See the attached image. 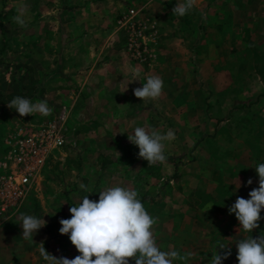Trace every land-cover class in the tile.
Returning a JSON list of instances; mask_svg holds the SVG:
<instances>
[{
	"label": "rangeland",
	"instance_id": "obj_1",
	"mask_svg": "<svg viewBox=\"0 0 264 264\" xmlns=\"http://www.w3.org/2000/svg\"><path fill=\"white\" fill-rule=\"evenodd\" d=\"M0 4V61L9 66L0 71V91L7 94L18 89L20 96L33 102L46 99L51 109L48 116L37 113L21 117L8 107L10 100L0 101V159H3L8 149L4 139L9 129L15 124L37 126L48 122L57 115L61 105L66 104L46 98L33 75L34 61L46 72L44 66H48L49 55L42 53L39 59V54L33 53L40 30L32 21V5L27 0L21 1L17 9H6L2 0ZM154 6L158 10H142L143 15L158 18L164 10L161 3L156 2ZM21 7L24 27L13 20ZM130 7L135 6L126 5V9ZM197 10L201 13L199 21ZM186 16L188 21L183 31L194 28L195 33L185 36L180 31L179 36L165 42L173 51L169 62L149 59L140 63L124 51L132 62L149 68L144 71L147 75L163 79L162 95L138 106L135 116L115 118L118 126L113 135L117 144L109 153H84L85 149L75 143L76 130L70 118L71 144L51 151V161L42 171L39 185L24 204L29 215L46 222L48 216L55 222L71 218L69 209L75 204L71 191L81 190L79 185L88 177L87 185L97 194L99 187L95 188L93 181L103 172L110 174L108 187L120 185L131 189L137 182L127 175L150 174L153 182L138 198L143 205L146 199L149 208L160 210L163 207L169 215L177 212L182 216L183 210L186 226L190 222L210 220L218 211L228 214L229 206L238 196L247 199L250 191L259 187L254 167L264 163V0H197L195 8ZM119 33L122 37V32ZM160 42V47L165 45L163 40ZM149 46L152 51L150 42ZM137 126L161 133L169 129L175 132L176 139L165 142L164 162L149 166L148 161L138 157V146L128 139V133H133ZM91 178L94 179L90 182ZM249 178L253 180L251 185L247 184ZM22 210L7 221L16 222ZM261 220L264 225V215ZM5 223L0 222V225ZM9 231L15 234V230ZM261 234L264 230H260ZM63 235L66 236L46 223L34 234L31 243L9 245L5 264H17L22 253L28 258H40L39 264H48L36 250L37 246H44L56 257H61L62 252L73 258L80 255L74 245L71 251L52 241ZM241 238L243 235L240 238L235 235L232 240ZM23 244L25 249L21 247ZM231 258L238 264L237 249ZM130 264H135V260L130 258Z\"/></svg>",
	"mask_w": 264,
	"mask_h": 264
},
{
	"label": "crops",
	"instance_id": "obj_2",
	"mask_svg": "<svg viewBox=\"0 0 264 264\" xmlns=\"http://www.w3.org/2000/svg\"><path fill=\"white\" fill-rule=\"evenodd\" d=\"M21 1L25 0H2L6 4V9H17ZM27 1L32 5L34 26L36 27V24H38L40 30L38 34L39 41L33 45V53L39 54V59L42 53H48L49 55L48 66H44L46 68L45 73L42 71L40 64L37 66V62L34 61L33 75L38 80V89L45 92L43 95L46 98L64 103L69 107V115L76 130L75 143L85 149L84 153L93 151L97 155L99 153H109L117 144V140L113 135L115 127L118 126L115 118L135 116L138 106L146 105L145 101L134 95L133 89L138 85L141 86L143 83L141 80H145L147 76L144 72L145 68L149 69L132 62L126 56L121 33L114 25L117 18L125 13L126 5L129 3L144 10V12L152 11V9L155 11L157 7L154 6V3H161L164 11L158 16L159 19L157 17L148 18L143 13L142 15L147 24V42L152 45L154 59L152 57L151 62H169L173 51L165 42L170 40L171 37L179 36L178 32H184L183 29L186 27V21H188L187 16L178 17L173 15L172 9L177 0ZM164 5H167V7L164 8ZM196 14L197 21H199L200 11L197 10ZM191 20L194 22L193 17ZM194 33L195 29L193 28L183 34L187 36ZM41 38H46L47 41H42ZM160 40H163L165 45L160 47ZM160 44L162 43L160 42ZM3 57L5 56L3 55ZM8 67V65L0 62V71ZM134 71L139 74L138 78L140 80L130 82ZM127 87L128 89L125 92H120ZM1 89L4 90V87ZM146 101L152 100L148 99ZM71 121L69 120L70 124ZM118 144L122 146L121 143ZM109 176V173L103 172L97 175L95 179L93 178L95 188L99 187V190H102L108 187ZM127 176L135 178L137 183L133 189L138 192L139 197L143 195L142 193H146L147 189L150 188L148 184L153 182L152 176L147 173L142 177L140 175ZM93 179L91 178L90 182ZM85 180L83 183L87 185ZM95 194H88L89 198L98 201L99 192ZM84 195H87V193L83 190H73L70 193L74 203ZM144 200L145 209H152L147 211L152 217L156 218L152 231L160 249L162 251L176 250L181 256H187L186 260H176L174 264H209L211 254L216 251L218 242L231 243L233 253L237 249L235 241L232 240L235 235H238V238L242 235L252 234L257 237L260 236V230H264V225L260 220L259 228L254 229L252 233L239 232V221L235 214H223L224 211H218L210 220H204L197 224L190 222L188 223L189 226H186L183 210L182 212L178 211L181 212L182 216H179L177 212L169 215V212L163 207L160 210H157L156 207L149 208L146 199ZM24 204L13 214L0 219V222H6L5 225H0V264H5L8 259L9 245L14 246L15 243V246H19L25 241L22 237L23 229L20 224L17 222L10 224V221H7L8 218L18 214V211L20 212L22 208L23 213L28 214L29 211L26 212L28 208L26 209ZM263 215L264 209L261 210V217ZM46 219L49 228L59 230L62 227L59 222L53 221L51 217L48 216ZM9 230H15V234ZM52 241L54 243L59 242L62 247L71 249V251L73 249L68 234ZM4 246H7V248H2ZM21 247L25 249L24 244ZM39 248L40 246H37L36 250H39ZM61 256L73 259L72 255L64 252ZM18 257L17 264H39L41 261L37 257L28 258L29 256L27 257L23 253ZM231 259V256H229L228 259L223 261V264L237 263L235 259Z\"/></svg>",
	"mask_w": 264,
	"mask_h": 264
},
{
	"label": "clouds",
	"instance_id": "obj_3",
	"mask_svg": "<svg viewBox=\"0 0 264 264\" xmlns=\"http://www.w3.org/2000/svg\"><path fill=\"white\" fill-rule=\"evenodd\" d=\"M196 3L197 0H177L172 9L173 15H186ZM13 20L21 27L26 26L23 7ZM138 75L134 71L130 82L138 80ZM141 81L142 87L133 89L137 98L143 101L157 100L162 95L164 81L160 76L149 74ZM127 89L128 87L120 92ZM8 107L15 109L21 117L37 113L48 116L51 113L46 99L33 102L19 95L8 102ZM128 139L138 146V157L152 166L166 160L165 142L175 140L176 136L171 129L161 133L156 129L149 131L137 126L133 133H128ZM254 168L259 177V187L250 191L249 199L238 196L228 208L229 214L234 213L239 221V232L244 233H252L259 228L261 210L264 209V163H259ZM252 183V178H249L247 184ZM79 187L85 193H93L84 183ZM239 187L240 184L237 189ZM95 192H99L98 201L90 199L88 194L84 195L70 207L71 218H61L59 221L62 225L59 232L70 234L69 239L80 255L73 259L56 257L43 246L39 251L48 264H130V258L135 260V264H174L176 260L187 259V256H181L176 250L162 251L157 245L152 231L156 218L145 209L136 190L115 185ZM16 222L23 229V239L29 243L33 241L34 234L46 225L44 219L23 212L19 213ZM234 243L238 264H264V234L255 238L253 235H245ZM230 245L231 243L218 242L209 264H223L232 254Z\"/></svg>",
	"mask_w": 264,
	"mask_h": 264
},
{
	"label": "built area",
	"instance_id": "obj_4",
	"mask_svg": "<svg viewBox=\"0 0 264 264\" xmlns=\"http://www.w3.org/2000/svg\"><path fill=\"white\" fill-rule=\"evenodd\" d=\"M143 17L141 9L130 7L115 23L123 34L124 51L140 63H146L153 57ZM69 113V107L61 105L52 120L37 126L15 124L7 132L4 142L8 149L0 159V219L19 210L39 185L42 171L51 161V151L62 150L71 144Z\"/></svg>",
	"mask_w": 264,
	"mask_h": 264
},
{
	"label": "trees",
	"instance_id": "obj_5",
	"mask_svg": "<svg viewBox=\"0 0 264 264\" xmlns=\"http://www.w3.org/2000/svg\"><path fill=\"white\" fill-rule=\"evenodd\" d=\"M1 62V61H0ZM1 73V72H0ZM17 95H21L20 94V91H18V89H15V90H13V91H11L10 93H7V94H5V93H3V92H1L0 91V101L1 102H5L6 101V99H8V100H11V99H13L15 96H17Z\"/></svg>",
	"mask_w": 264,
	"mask_h": 264
}]
</instances>
